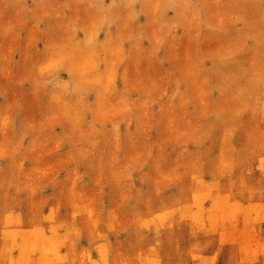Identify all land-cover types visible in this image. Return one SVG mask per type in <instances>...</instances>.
Here are the masks:
<instances>
[{
    "label": "rangeland",
    "instance_id": "obj_1",
    "mask_svg": "<svg viewBox=\"0 0 264 264\" xmlns=\"http://www.w3.org/2000/svg\"><path fill=\"white\" fill-rule=\"evenodd\" d=\"M0 264H264V0H0Z\"/></svg>",
    "mask_w": 264,
    "mask_h": 264
}]
</instances>
